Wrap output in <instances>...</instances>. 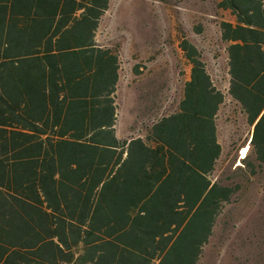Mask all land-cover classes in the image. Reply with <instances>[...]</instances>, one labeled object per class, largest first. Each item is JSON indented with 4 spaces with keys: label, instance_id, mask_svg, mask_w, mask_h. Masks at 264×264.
<instances>
[{
    "label": "trees",
    "instance_id": "1",
    "mask_svg": "<svg viewBox=\"0 0 264 264\" xmlns=\"http://www.w3.org/2000/svg\"><path fill=\"white\" fill-rule=\"evenodd\" d=\"M111 0H0V264H197L232 186L212 179L224 95L197 48L178 110L113 132L118 47L96 42ZM227 93L264 167V0H219ZM242 147V146H241Z\"/></svg>",
    "mask_w": 264,
    "mask_h": 264
},
{
    "label": "rangeland",
    "instance_id": "2",
    "mask_svg": "<svg viewBox=\"0 0 264 264\" xmlns=\"http://www.w3.org/2000/svg\"><path fill=\"white\" fill-rule=\"evenodd\" d=\"M218 2L111 0L100 18L96 40L118 47L121 90L130 81L144 82L146 102L155 106L150 116H163L176 104V84L188 73L182 40L197 48L213 82L226 96L216 120L221 155L211 177L234 189L221 205L197 264H264V167L256 168L255 175L237 167L242 166L241 149H248L251 126L226 92L228 76L220 22L234 21V16ZM135 65L139 74L133 71ZM119 122L122 126V118Z\"/></svg>",
    "mask_w": 264,
    "mask_h": 264
},
{
    "label": "crops",
    "instance_id": "3",
    "mask_svg": "<svg viewBox=\"0 0 264 264\" xmlns=\"http://www.w3.org/2000/svg\"><path fill=\"white\" fill-rule=\"evenodd\" d=\"M95 40H96V33H95ZM120 57H121V54L118 51V64H119L118 79L115 84V90L112 93V98L114 100L113 116H115L114 124H113V132H114V136L116 139L125 142L123 146V153H122V158H125L126 153H127L126 148L130 140L140 138L141 140L146 142V138H147V135L149 133L151 126L163 116L176 112L178 110V103L183 98L184 84L189 78L190 66L188 65V73H187V76L184 78V80L176 84L177 89H178L177 97H176V104L173 106L171 111L163 116L162 115L161 116H150L151 112L155 110V106L154 108L149 107V105L146 102L147 93L143 91V89L146 87L144 86V82L140 80L130 81L129 83L125 84V86L122 88L123 90H121V87L118 84L119 77H120L119 70H120V65H121ZM139 70L140 69L136 65L133 67V71L135 74H139ZM154 88H157V82L154 83ZM226 92H227V89H226ZM222 94L224 95L223 92ZM155 95L156 94L154 93V96ZM225 99H226V96H224V101ZM229 99L231 100L230 97ZM122 106L123 108H125L123 109V112L121 110ZM121 118L123 120L122 126H120V122H119ZM216 120H217V116H216Z\"/></svg>",
    "mask_w": 264,
    "mask_h": 264
},
{
    "label": "bare ground",
    "instance_id": "4",
    "mask_svg": "<svg viewBox=\"0 0 264 264\" xmlns=\"http://www.w3.org/2000/svg\"><path fill=\"white\" fill-rule=\"evenodd\" d=\"M246 152H247V146H245V147H243L242 149H241V157L243 158L245 155H246Z\"/></svg>",
    "mask_w": 264,
    "mask_h": 264
},
{
    "label": "water",
    "instance_id": "5",
    "mask_svg": "<svg viewBox=\"0 0 264 264\" xmlns=\"http://www.w3.org/2000/svg\"><path fill=\"white\" fill-rule=\"evenodd\" d=\"M249 142V141H248Z\"/></svg>",
    "mask_w": 264,
    "mask_h": 264
}]
</instances>
